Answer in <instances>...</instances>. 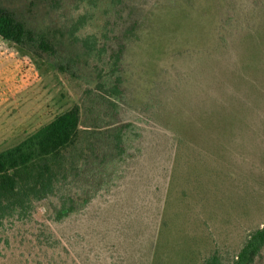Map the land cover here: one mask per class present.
I'll list each match as a JSON object with an SVG mask.
<instances>
[{"label": "rangeland", "instance_id": "rangeland-1", "mask_svg": "<svg viewBox=\"0 0 264 264\" xmlns=\"http://www.w3.org/2000/svg\"><path fill=\"white\" fill-rule=\"evenodd\" d=\"M226 3L194 0L193 6L158 5L151 11L150 27L129 44L124 61L125 84L131 104L144 106L133 116L156 117L155 125L144 119L134 120L136 130L147 147L162 145L158 170L149 169L147 157L139 159V153L134 160L138 164L133 162L126 169L129 183L138 180L157 191L156 195L131 193L129 209L124 212L133 228L130 234L124 238L116 232V227L127 232L118 223L125 219L117 208L118 222L111 232L105 225H93L94 213L106 211L114 200H122L116 188L106 191L107 182L115 180V174L106 169L100 179L83 173L76 182L88 187L89 192L90 187L97 188L83 218L56 222L52 207L57 199L37 201L27 218L4 221L0 229V264H204L213 251L226 263L235 258L249 232L264 224V133L254 134V129L264 128V91L247 95L256 111L249 121L248 139L240 137L237 148L230 147L239 158L231 157L229 148L223 151L225 160L211 155L204 142L195 144L174 135V123L170 121L171 116L176 119L177 129L193 125L187 133L191 137L205 134L206 126L194 128L195 121L209 116L208 106L218 95L213 92L212 74L221 68L217 74L223 75L227 52L238 53L242 48L239 45L234 49L232 36L248 28L246 17L253 20L256 14V9L239 3L235 12L230 9L221 20L219 14L225 12ZM213 50L218 62L208 57ZM0 51V69L11 68L6 73L0 71V82L13 79L10 83L14 85L10 89L13 97L4 95V101L9 99L0 108L1 150L12 145L14 135L35 130L53 119L59 111L53 97H58L60 91L68 92L79 104L83 93L77 81L56 71L49 55L22 51L1 37ZM83 74L92 80L96 73L92 75L87 69ZM103 76L107 78L109 70ZM224 136L218 140L224 141ZM156 153L150 150L149 157ZM133 166L138 169L136 173ZM102 181L105 183L100 187ZM74 231H85L90 243L79 239L69 247L63 233L73 235ZM160 231L165 237L159 248L156 238ZM258 263L264 264V248Z\"/></svg>", "mask_w": 264, "mask_h": 264}, {"label": "trees", "instance_id": "trees-1", "mask_svg": "<svg viewBox=\"0 0 264 264\" xmlns=\"http://www.w3.org/2000/svg\"><path fill=\"white\" fill-rule=\"evenodd\" d=\"M182 3L193 6L194 0H0V37L22 51L49 55L56 71L77 81L83 93L79 104L68 92L60 91L58 97H53L59 108L53 119L35 130L14 135L12 145L0 150V229L5 220L27 218L37 201L49 197L57 199L52 207L54 221L83 218L97 188L90 187L89 192L88 187L76 182L78 176L84 173L102 179L109 169L115 180L107 182L106 191L116 188L123 195L122 200H114L115 204L108 205L106 211L94 213L93 225H105L111 232L118 222L114 210L117 208L125 219L118 223L127 232L122 233L119 227L116 232L124 238L130 234L133 228L124 212L129 209L131 193L156 195L157 191L138 180L129 183L126 169L139 153V159L146 156L149 169L156 170L162 163V145L147 147L143 135L136 130L134 120L144 119L150 125L156 117L133 116L144 106L131 104L124 61L130 42L150 27L152 9L158 5L175 8ZM239 3L256 9V14L253 20L246 17L248 28L232 36L234 49L239 45L242 48L238 53L227 52L223 75L217 74L221 68L212 74L213 92L218 95L208 106L209 116L195 121L194 128L206 126L205 134L191 137L187 133L193 125L177 129L176 119L170 117L174 135L195 144L204 142L211 155L224 160L223 151L227 148L231 157L239 158L230 147H236L240 137L248 139L245 136L251 129L249 121L256 106L247 95L264 91V0H227L225 12L219 17L230 9L235 12ZM227 50L223 48V52ZM216 54L209 51L208 57L218 62ZM87 69L90 74L96 73L92 80L83 74ZM106 70L109 76L104 78ZM227 89L233 90L226 92ZM262 133L264 128L254 129V134ZM222 136L224 141L218 140ZM150 150L157 153L149 157ZM134 170L138 171L135 167ZM102 183L105 182L100 187ZM84 232L63 233V239L69 247L79 239L88 244L91 240L85 239ZM163 237L165 232L160 231L156 238L159 248ZM263 248L264 224L249 232L231 262L226 263L213 251L205 257L204 264H259Z\"/></svg>", "mask_w": 264, "mask_h": 264}, {"label": "crops", "instance_id": "crops-1", "mask_svg": "<svg viewBox=\"0 0 264 264\" xmlns=\"http://www.w3.org/2000/svg\"><path fill=\"white\" fill-rule=\"evenodd\" d=\"M0 52H3V51H0ZM10 54V53H9ZM6 66H9V65H6ZM5 66V67H6ZM10 69L11 68H9L7 71L6 70H3L2 68L0 69V71L2 70V71H5V73L6 72H9L10 71ZM10 81L12 82L13 81V79H11V80H9V79H6V81H5V83L3 84L2 82H0V108L2 107L1 105H3V103H5L8 99H6V101H4L3 99V96L4 95H8V97H11V95H12V97H13V94H12V92H10V89H11V87H13L14 85H12L11 86V83H10ZM17 80H15L14 82H16ZM9 91V92H8ZM6 93V94H5ZM8 93V94H7Z\"/></svg>", "mask_w": 264, "mask_h": 264}]
</instances>
